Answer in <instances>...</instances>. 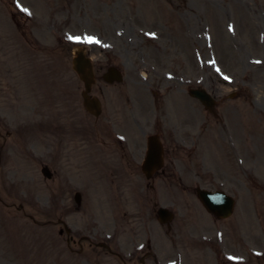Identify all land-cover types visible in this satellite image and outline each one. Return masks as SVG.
<instances>
[{
    "label": "rangeland",
    "instance_id": "1",
    "mask_svg": "<svg viewBox=\"0 0 264 264\" xmlns=\"http://www.w3.org/2000/svg\"><path fill=\"white\" fill-rule=\"evenodd\" d=\"M70 1L0 0V264H126L139 244L135 257L145 248L141 229L131 232L139 221L162 262L264 264V0ZM31 6L37 21L27 14ZM46 20L55 22L51 32L41 25ZM61 26L94 38L82 47L98 72L121 69L122 82L98 79L93 92L102 93L106 113L130 107L132 155L144 150L145 132L161 127L166 141L172 129L185 138L188 132L194 147L166 167L186 186L231 194L230 217L208 218L194 194L173 184L148 189L138 157L125 185L122 166L112 161L118 140L96 131L82 108L70 64L77 47L55 40ZM190 87L215 97L213 114L188 96ZM75 191L82 194L78 209ZM172 202L178 239L153 213L154 203ZM59 219L75 238L113 244L121 259L67 244Z\"/></svg>",
    "mask_w": 264,
    "mask_h": 264
},
{
    "label": "flooded vegetation",
    "instance_id": "2",
    "mask_svg": "<svg viewBox=\"0 0 264 264\" xmlns=\"http://www.w3.org/2000/svg\"><path fill=\"white\" fill-rule=\"evenodd\" d=\"M95 96H99L101 103L103 105V99L102 93H95L93 94ZM88 113V112H87ZM88 115L91 117L93 124L95 125L96 131L102 130L104 135H109V131H111L110 136L113 138V132H118L119 134L122 133L125 137L128 136V132L125 130L127 125L129 124V119L131 117V109L127 104L117 108L116 110H112L109 113H106V109L102 113H100L98 116H94L90 113ZM153 119H151V115H146L144 118V126L150 127L152 125ZM154 128H156V122L153 123ZM108 128V129H107ZM173 132L171 139L166 141L164 137L162 138V166L159 170H156L152 174V178L150 182H146L145 186L149 188H154L156 186H163L165 183L173 184L175 187L177 186V189L180 190V187L183 191H191L192 188L185 187V183L183 182V177L180 175L179 172L171 171L167 167L164 166V164H172L176 162V159L178 157V153L181 150V148H185L189 145H194V139L191 140L185 139V136H181L179 133V130L172 129ZM188 133V132H187ZM158 134L160 136H164V133L161 132V127L158 130ZM190 137L189 135L187 136ZM130 145L128 144V141H126V138L122 139V141L118 140L117 145L114 148V159H112L113 163L120 164L122 166V173L124 172V179H125V185L130 184V163L132 157H135L132 155V153H135L136 150L131 151ZM142 152L140 153V155ZM140 158L142 156H139ZM115 165V166H116ZM167 180H170L167 182ZM184 186V187H183ZM194 190V188H193ZM154 203L153 205H155ZM155 208V207H154ZM144 222V221H143ZM140 225L136 226L132 224L131 232L134 236L141 235V231L146 236V244L145 248L143 250V254L139 257H135L138 253L142 251V249L137 253V251H134L127 259L129 264H135L136 262L138 264H148L147 261L151 260L152 264H159L157 254L153 250V244L152 239L150 235H148L145 226L141 221L138 222ZM134 228V231H133ZM167 233L172 231L173 235L176 237L178 236V231L176 228L173 229L172 226H166ZM139 230V231H138ZM152 235V233H150ZM92 235H82L79 237L77 244L81 250H83L84 246L86 245L88 248H90L92 251L97 248V246H100L98 243L102 242L101 240H93ZM68 243H74L72 236H70V240H67ZM103 243V242H102ZM107 244V243H106ZM157 244V243H156ZM102 248L112 255H117V251H115L113 244H107L106 247L102 246ZM127 262V261H126ZM221 264H223V261L220 260Z\"/></svg>",
    "mask_w": 264,
    "mask_h": 264
},
{
    "label": "water",
    "instance_id": "3",
    "mask_svg": "<svg viewBox=\"0 0 264 264\" xmlns=\"http://www.w3.org/2000/svg\"><path fill=\"white\" fill-rule=\"evenodd\" d=\"M73 64L74 68L82 72L84 71V66L86 67L89 65L88 61L83 58V56L80 54V52H77V56L73 58ZM85 79V85L87 89H89L88 85V78L83 77ZM112 78L119 79V74L117 72L112 73V77L109 80H112ZM90 80V79H89ZM190 93L193 96H197L205 105L212 104V100L210 96L204 91L200 89H191ZM159 154V148L158 144L154 137H149V144H148V152H147V158H146V164L143 166L144 170L148 169V163L151 159L154 157H157ZM150 164V163H149ZM45 174L47 173V170L43 168L42 170ZM198 196L207 208V210L216 213L220 216H226L229 215L232 207H233V200L229 196H225L223 193H215V192H209V191H199ZM75 200L79 203L80 201V195H75ZM158 214L160 218H170L169 212L164 209L160 208L158 211Z\"/></svg>",
    "mask_w": 264,
    "mask_h": 264
},
{
    "label": "snow or ice",
    "instance_id": "4",
    "mask_svg": "<svg viewBox=\"0 0 264 264\" xmlns=\"http://www.w3.org/2000/svg\"><path fill=\"white\" fill-rule=\"evenodd\" d=\"M17 7H19V5H17ZM21 10H22V11H25V12L28 11L26 8L21 9ZM68 39H70V40L75 39V40H77V41L80 40L79 37H71V36H69ZM85 39H86V42H88V43L96 42V41L94 40V38H92V37H87V38H85ZM225 79H227V77H225Z\"/></svg>",
    "mask_w": 264,
    "mask_h": 264
}]
</instances>
